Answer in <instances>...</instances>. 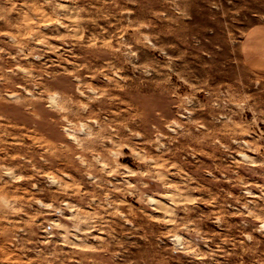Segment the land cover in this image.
I'll list each match as a JSON object with an SVG mask.
<instances>
[{
	"label": "rangeland",
	"instance_id": "1",
	"mask_svg": "<svg viewBox=\"0 0 264 264\" xmlns=\"http://www.w3.org/2000/svg\"><path fill=\"white\" fill-rule=\"evenodd\" d=\"M0 264H264V0H0Z\"/></svg>",
	"mask_w": 264,
	"mask_h": 264
}]
</instances>
